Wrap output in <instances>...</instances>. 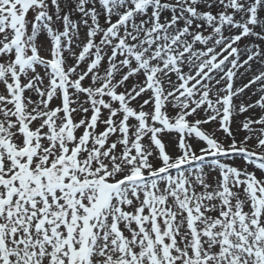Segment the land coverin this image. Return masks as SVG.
Returning a JSON list of instances; mask_svg holds the SVG:
<instances>
[{"label": "snow or ice", "instance_id": "snow-or-ice-1", "mask_svg": "<svg viewBox=\"0 0 264 264\" xmlns=\"http://www.w3.org/2000/svg\"><path fill=\"white\" fill-rule=\"evenodd\" d=\"M0 264H264V0H0Z\"/></svg>", "mask_w": 264, "mask_h": 264}]
</instances>
